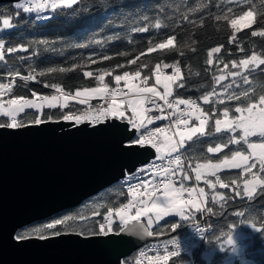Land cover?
<instances>
[{"label": "snow or ice", "instance_id": "obj_1", "mask_svg": "<svg viewBox=\"0 0 264 264\" xmlns=\"http://www.w3.org/2000/svg\"><path fill=\"white\" fill-rule=\"evenodd\" d=\"M238 2L246 3L250 8L249 11L239 14L241 19L245 16H252L251 9H256L264 18V0H260L259 7L253 4L252 0H238ZM77 4L78 0H23L14 7L22 9L25 13H40L72 8ZM197 10L192 9L191 11ZM231 13L232 9L228 8L222 16L217 15L215 19L218 21L223 19L230 24L232 34L229 43L238 44L235 36L241 30V25L237 23V19H228ZM38 18L50 19L51 17ZM0 25L3 26L0 30L11 29L15 26L11 23L9 16L0 18ZM152 27L159 29L161 24L157 22ZM135 31L145 32L148 28L141 27ZM251 35L264 37V28L260 31H253ZM174 39L175 37H169L155 47L165 52L175 51L183 56L184 53L173 44ZM20 50L26 51V49L17 48L5 49L4 41L0 40V63L5 62V52L11 54ZM153 50L149 47L147 51L150 53ZM220 52L221 46L212 47L207 53V65H213V55ZM129 63H135V61H129ZM230 63L231 70L213 78L214 84L220 85L222 91L217 92L213 88L211 92L200 98L204 104L225 105L222 110L213 107L211 114L205 111L196 100L174 96V89L183 88L185 80L179 60L163 64V68L160 63H157L154 68L150 69L151 77H154L151 84L149 83L151 77L149 75L141 77L140 70L133 73L124 71L122 75L114 76L115 87H110L105 83V75L100 74L95 77L96 87L77 90L74 95L65 93L58 84H51L46 85L54 91L51 96H39L34 99L16 96L7 102L0 100V116L7 120L6 123H0V129L16 130L29 125L39 126L47 122H58L51 115L44 117L43 113L45 108H60L62 115L59 120L72 122L75 126L86 123L97 126L113 120L124 122L129 131L135 130L134 135L125 142V146L150 145L157 154L156 158L161 161L160 164L152 161L139 170L145 175H150L151 179L137 180L135 184L129 183L125 189L129 196L126 204L111 207L94 200L85 205L90 209V215H65L41 227L22 231L15 235L14 239L16 241L32 238L47 240L50 237L68 233L89 237L125 234L142 238L152 236V226L165 217L178 215L186 220H195L197 213L216 214L213 207L207 206L209 201L222 209L233 198V196H225L223 192L216 191L218 187L230 189L234 197L253 199L257 190L264 186V94L255 96L251 87L240 91L236 89L241 88V85L237 84L238 78L242 80L243 85H250L247 74L255 72L259 66L264 65V52L260 54L253 52L244 59L231 60ZM147 67V64L141 65V68ZM168 68L172 70L171 73L164 71ZM223 68L228 69L229 64L223 63ZM66 70L59 69L61 72ZM47 71L51 73L57 70L50 68ZM101 72L104 73L107 70H101ZM10 75L15 78L19 73L10 72ZM39 75L43 76L45 73L41 72ZM84 75L92 76L93 74L86 72ZM22 79L34 80L35 76L29 73ZM229 79L231 83L221 84L222 81ZM121 82H124L123 87H121ZM6 91H11L10 85L0 83V97ZM33 96L36 97V94L33 93ZM94 98L101 101L96 106L91 103ZM226 101H236V106L230 109ZM72 102L83 107L76 111L64 112L63 110L69 108ZM27 110L34 111L35 118L30 120L18 118ZM153 112L159 114L153 115ZM159 120H167L168 124L164 127H150ZM210 122L211 131H209ZM215 134H225V138L223 142H218L215 146H208L207 153H222L229 146L241 144L246 150L231 151L230 154H225L215 161L212 159H204L202 162L197 159L195 163L192 160L186 161L182 150L189 142H192L194 138L199 140ZM253 138L256 139L253 140ZM225 170H239L240 175L238 178L225 182L220 175ZM189 172L194 174L196 185L203 182L209 191H205V187H187V182L193 179ZM138 175L139 173L130 175L128 180L136 179ZM105 208L106 211L102 214L101 210ZM235 214L240 217L246 216L243 211ZM241 223H251L257 230L264 231V227L258 228L257 223L252 219H243ZM114 224L117 225L118 230H114ZM176 227L175 223L171 225L172 229ZM232 227L234 228L235 225ZM198 231L201 237L206 239L207 230L199 227ZM214 241L221 250L230 249L233 252L237 250V241L231 229L228 232H221L214 238ZM169 245H174V250L170 251ZM155 248V255H146L144 251H141L140 259L136 260L135 264H169L170 258L177 257L182 250L176 239L169 240L164 245H158ZM117 264H130V262L127 259L118 260Z\"/></svg>", "mask_w": 264, "mask_h": 264}, {"label": "trees", "instance_id": "obj_2", "mask_svg": "<svg viewBox=\"0 0 264 264\" xmlns=\"http://www.w3.org/2000/svg\"><path fill=\"white\" fill-rule=\"evenodd\" d=\"M252 3L259 7L260 0H252ZM15 5L16 2H0V18L9 16L11 23H16L11 29L0 30V40L4 41L5 49H26L11 54L5 52V62L0 63V83H5L9 79L13 81L11 91L6 95L8 100L16 96L31 98L34 97L33 93L36 94L35 98L53 95V89L46 86L51 84H58L68 93L74 94L78 89L97 86L95 77L100 74L105 75V83L115 87L114 76L122 75L124 71L133 73L140 70L141 77L145 75L151 77L150 69L157 63L163 68V64L179 60L185 80L183 88L174 89V96L196 100L211 114L213 107L222 110L225 106L204 104L200 99L213 88L217 92L222 91L220 85L214 84V76L231 70V60L239 61L253 52L257 54L264 52V37L251 35L253 31L264 28V18L256 9H251L255 13L252 23L241 27L236 33L235 39L238 44L229 43L232 34L230 24L226 20L215 19L217 15L222 16L228 8L232 9V13L228 16L229 20L250 10L248 4H241L236 0H78V4L72 8H61L50 12V19L38 18L45 17L44 11L25 13L22 9L15 8ZM192 9L198 10L191 11ZM157 22L161 24L159 29L152 27ZM2 27L0 25V28ZM141 27L148 28V31H135ZM169 37H175L173 44L184 53L183 56L175 51L165 52L156 49L157 44ZM217 46H221V52L213 55V65H207L208 51ZM149 47L154 49L150 53L147 51ZM221 61L228 63L229 68L224 69ZM142 64H147L148 67L141 68ZM118 65L121 67H117ZM50 68L57 71L49 73L47 70ZM59 69L67 70L61 72ZM101 70L107 72L102 73ZM164 71L172 70L168 68ZM10 72H18L19 75L13 78ZM41 72L45 75H39ZM86 72H91L93 75L85 76ZM29 73L34 75L35 79L23 80L22 77ZM247 75L250 85H243L242 80L238 78L237 84H240L241 88L236 90L251 87L255 96L264 94V65ZM153 81L154 77H151L149 83ZM228 83H231L230 79L221 82V84ZM121 85L124 86V82H121ZM98 102H101L98 98L91 101L92 104ZM226 105L230 109L234 108L236 101H226ZM82 107L72 102L69 108L63 111H76ZM48 115L57 120L62 115V111L60 108H45L43 116ZM35 116L34 111L27 110L18 118L30 120ZM6 122L7 120L0 116V123ZM164 122L165 120L155 121L151 126L162 125ZM211 129L210 122L209 131ZM224 138L225 134H215L199 140L194 138L185 146L182 154L186 161L192 160L195 163L197 159L201 162L204 159L215 161L225 154H230L231 151L246 150L241 144L229 146L222 153H207L208 146H215L216 143L223 142ZM189 174L193 179L187 182V187H205V191H209L203 182L196 185L194 174L191 172ZM220 175L221 179L227 182L238 178L240 173L239 170H225ZM125 189L123 181L115 182L75 207L25 225L18 233L33 227H41L65 215H90V209L85 205L94 200L111 207L126 204L129 196ZM216 191L223 192L225 196H233L222 209L209 201L207 206L213 207L216 214L197 213L195 220L169 216L152 227L153 233L157 235L172 233L178 228L172 236L188 235L196 223H202L207 231L206 239H201L196 252L197 264H241L239 259L241 255L251 258L254 264H264V231L257 230L251 223H241L243 219H252L257 223L258 228L264 227V186L257 190L251 200L234 197L230 189L218 187ZM105 211L106 208L102 209V214ZM241 211L246 213L245 217L235 214ZM173 223L177 225L174 229L171 228ZM113 227L114 230H118L117 225L114 224ZM229 229L233 233L236 229H240L247 235L245 240L237 242L235 252L230 249L221 250L214 241L216 236L221 232H228ZM138 250L123 260L127 259L131 263L135 257H138ZM188 258L185 255H178L171 259L170 264H181Z\"/></svg>", "mask_w": 264, "mask_h": 264}, {"label": "water", "instance_id": "obj_3", "mask_svg": "<svg viewBox=\"0 0 264 264\" xmlns=\"http://www.w3.org/2000/svg\"><path fill=\"white\" fill-rule=\"evenodd\" d=\"M56 121L0 129V264H117L178 230L142 238L68 233L16 241L25 225L79 205L157 155L150 145L126 147L135 130L124 122Z\"/></svg>", "mask_w": 264, "mask_h": 264}, {"label": "built area", "instance_id": "obj_4", "mask_svg": "<svg viewBox=\"0 0 264 264\" xmlns=\"http://www.w3.org/2000/svg\"><path fill=\"white\" fill-rule=\"evenodd\" d=\"M47 12L46 16L45 17H49L51 16V14L48 12V11H45ZM12 83L13 81L12 80H8L6 81L4 84H9L10 87L12 86ZM121 87H123V85H121ZM63 89V88H62ZM63 91L65 93H68L66 90L63 89ZM9 91H6L4 93V95L2 97H0V100L4 101V102H7V98L6 95ZM100 103V102H98ZM98 103H95V104H92L93 106H96ZM153 115L155 114H159L157 112H153L152 113ZM166 124H168V121L165 120L164 123H162V125H156V126H151V127H164ZM183 155V154H182ZM157 157V156H156ZM153 158L151 159L149 162L145 163V164H142L140 166H138L135 170H133L132 172H129L127 173L122 181L125 183V187H127V185L129 183L131 184H135L137 182V180H141V179H151V176L150 175H145L144 173L142 172H139L140 169L144 168L146 165H148L149 163H151L152 161H155L157 164H160L161 161L158 160L157 158ZM136 173H139V175L136 177V179H132V180H128V176L130 175H135ZM128 202V201H127ZM126 202V203H127ZM205 228V226L202 224V223H196L190 230V233L188 235H180V236H171V237H167V238H163V239H160V240H156V241H152V242H148L146 244H144L143 246H141L139 248V250L137 251L138 253V257L135 259L132 260V262L130 264H135V261L140 259L139 257V253L141 251H144L146 255H155L156 254V248L155 246H162L164 245L167 241L169 240H172V239H176L178 240L179 244L181 245V249L180 250V254L179 255H185L186 257H189L188 259H186L183 263L181 264H197V261L195 260L196 258V252L198 250V247L200 246V243H201V235L198 231V228ZM189 231V230H188ZM169 250H174L175 246L174 245H169ZM160 254L162 255L163 254V251L161 250ZM176 258V257H174ZM172 258H170L169 260V264H170V261H171ZM240 261H241V264H253V260L251 258H248L244 255H241L239 257Z\"/></svg>", "mask_w": 264, "mask_h": 264}, {"label": "rangeland", "instance_id": "obj_5", "mask_svg": "<svg viewBox=\"0 0 264 264\" xmlns=\"http://www.w3.org/2000/svg\"><path fill=\"white\" fill-rule=\"evenodd\" d=\"M238 0H236V2H237ZM23 2V0H19V1H16V4H18V3H22ZM253 12V15L252 16H245V17H243V19H241L240 18V16H238L237 18H235V19H237V23L239 24V25H241V27H244V25H249L250 23H252V21H253V19H254V16H255V13H254V11H252ZM50 13V12H49ZM46 14H47V12H43V15H45L46 16ZM48 15V14H47ZM13 25H16V23H12ZM6 30H8V29H6ZM167 73H171L170 71H167ZM151 84V83H150ZM93 87H96V86H93ZM93 87H88V88H93ZM84 88H81V89H78V90H83ZM75 94V93H74ZM73 94V95H74ZM52 95V94H51ZM51 95H46V96H51ZM35 97H31V98H27V99H34ZM178 98H181V97H178ZM182 99H184V98H182ZM155 123V122H154ZM178 216V215H177ZM178 217H180V216H178ZM166 218H168V217H165L163 220H165ZM181 218V217H180ZM162 220V221H163ZM161 222V221H160ZM156 224H154L152 227H154ZM246 236L247 235H245V233L243 232V231H241L240 229H236V231L234 232V237H235V240L238 242V241H240V240H245L246 239Z\"/></svg>", "mask_w": 264, "mask_h": 264}, {"label": "bare ground", "instance_id": "obj_6", "mask_svg": "<svg viewBox=\"0 0 264 264\" xmlns=\"http://www.w3.org/2000/svg\"><path fill=\"white\" fill-rule=\"evenodd\" d=\"M157 156V155H156ZM254 264V263H253Z\"/></svg>", "mask_w": 264, "mask_h": 264}]
</instances>
